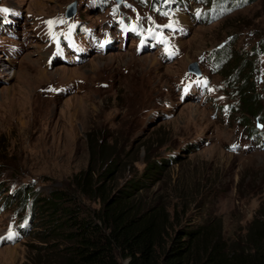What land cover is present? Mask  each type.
Returning <instances> with one entry per match:
<instances>
[{
    "label": "rangeland",
    "instance_id": "rangeland-1",
    "mask_svg": "<svg viewBox=\"0 0 264 264\" xmlns=\"http://www.w3.org/2000/svg\"><path fill=\"white\" fill-rule=\"evenodd\" d=\"M215 1L0 0V264H63L69 243L34 204L63 191L95 213L92 178L113 163L111 193L166 160L137 200L175 225L211 223L242 245L264 223V0L218 15ZM89 168L90 186L75 181Z\"/></svg>",
    "mask_w": 264,
    "mask_h": 264
},
{
    "label": "trees",
    "instance_id": "trees-1",
    "mask_svg": "<svg viewBox=\"0 0 264 264\" xmlns=\"http://www.w3.org/2000/svg\"><path fill=\"white\" fill-rule=\"evenodd\" d=\"M234 1L230 3L232 8L244 4L243 0ZM228 7L229 0H216L211 13H225ZM255 100L253 92L242 100L245 113L252 116L260 113ZM259 120L264 123L262 113ZM165 164L166 160L147 163L139 177L128 179L114 193L110 182L116 173L115 163L107 166L96 180L90 168L82 177L75 176V181L89 186L92 178L97 184L95 189L101 192L103 204L93 214L83 215L78 207L64 206V201L73 197L63 191L34 204L38 213L45 215L51 233L59 232L69 243V255L63 264H264V223L256 216L240 245L229 243L221 229L211 223L175 225L161 203L145 206L137 200L139 192L148 191L150 184L156 182L155 176ZM31 192L22 191L14 202L7 196L6 203L23 204L24 196ZM59 212H63V219L56 215Z\"/></svg>",
    "mask_w": 264,
    "mask_h": 264
},
{
    "label": "water",
    "instance_id": "water-1",
    "mask_svg": "<svg viewBox=\"0 0 264 264\" xmlns=\"http://www.w3.org/2000/svg\"><path fill=\"white\" fill-rule=\"evenodd\" d=\"M116 3H120L121 0H115ZM74 11V4H70L67 8V11H66V16H70ZM188 69L190 71H194V72H198L197 70V67H196V64L195 63H192L189 65Z\"/></svg>",
    "mask_w": 264,
    "mask_h": 264
},
{
    "label": "snow or ice",
    "instance_id": "snow-or-ice-1",
    "mask_svg": "<svg viewBox=\"0 0 264 264\" xmlns=\"http://www.w3.org/2000/svg\"><path fill=\"white\" fill-rule=\"evenodd\" d=\"M8 12H9V9H7V8H0V13L7 14ZM60 22L62 23L63 21H60ZM48 23L49 24H52V23H55V21H49ZM165 27L172 28L173 27V24L170 23L168 25H165ZM102 46L103 45H101V47ZM232 150H235V146H233V149ZM12 235H13V233L11 231H9L8 239H11L12 238Z\"/></svg>",
    "mask_w": 264,
    "mask_h": 264
},
{
    "label": "bare ground",
    "instance_id": "bare-ground-1",
    "mask_svg": "<svg viewBox=\"0 0 264 264\" xmlns=\"http://www.w3.org/2000/svg\"><path fill=\"white\" fill-rule=\"evenodd\" d=\"M132 33V32H131Z\"/></svg>",
    "mask_w": 264,
    "mask_h": 264
}]
</instances>
